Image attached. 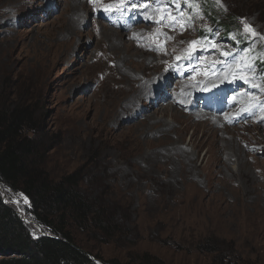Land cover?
<instances>
[{
    "label": "rangeland",
    "instance_id": "rangeland-1",
    "mask_svg": "<svg viewBox=\"0 0 264 264\" xmlns=\"http://www.w3.org/2000/svg\"><path fill=\"white\" fill-rule=\"evenodd\" d=\"M189 1L0 0V112L33 111L29 163L112 215L74 231L96 264H264V73L200 36L233 18L264 57V1Z\"/></svg>",
    "mask_w": 264,
    "mask_h": 264
},
{
    "label": "trees",
    "instance_id": "trees-1",
    "mask_svg": "<svg viewBox=\"0 0 264 264\" xmlns=\"http://www.w3.org/2000/svg\"><path fill=\"white\" fill-rule=\"evenodd\" d=\"M183 3L195 7L194 1ZM215 8L210 5L207 10L217 17ZM216 27L217 31L201 32V38L214 41L219 31V38L239 51L247 66L264 73L263 53L238 38L233 18L219 20ZM33 116L27 108L0 112V264H96L95 259L101 258L81 248L74 231L111 239L113 217L106 207L81 192L80 171L57 181L29 163L31 146L23 136L39 132ZM4 192L10 202L11 194H22L29 202L25 213L16 210ZM20 214L30 222L23 221ZM35 225L43 233H34ZM147 257L143 264H155Z\"/></svg>",
    "mask_w": 264,
    "mask_h": 264
},
{
    "label": "snow or ice",
    "instance_id": "snow-or-ice-1",
    "mask_svg": "<svg viewBox=\"0 0 264 264\" xmlns=\"http://www.w3.org/2000/svg\"><path fill=\"white\" fill-rule=\"evenodd\" d=\"M90 2H96V0H90ZM118 2H120V3H124V0H118ZM129 2H131V0H129ZM133 7L135 8L136 7V5H133ZM144 7H147V5H144ZM248 26H246V28H247ZM253 35H255V33H253ZM190 44H196L197 42L196 41H191V42H189Z\"/></svg>",
    "mask_w": 264,
    "mask_h": 264
},
{
    "label": "bare ground",
    "instance_id": "bare-ground-1",
    "mask_svg": "<svg viewBox=\"0 0 264 264\" xmlns=\"http://www.w3.org/2000/svg\"><path fill=\"white\" fill-rule=\"evenodd\" d=\"M261 1H262V0H261ZM263 1H264V0H263ZM260 4H261V2H260ZM244 14H245V12H244ZM246 15H247V13H246ZM246 19L249 20V21H251V17H250V16L247 17ZM246 19H245V20H246ZM252 21H255V19L253 18ZM253 23H254V22H253ZM164 51H165V50H164ZM147 98H148V97H147ZM147 101H148V100H147ZM262 120L264 121V117H263L260 121H262ZM227 167H228V166H227ZM233 170H235V167H233ZM224 183H225V181H224ZM222 185H223V183H222Z\"/></svg>",
    "mask_w": 264,
    "mask_h": 264
},
{
    "label": "water",
    "instance_id": "water-1",
    "mask_svg": "<svg viewBox=\"0 0 264 264\" xmlns=\"http://www.w3.org/2000/svg\"><path fill=\"white\" fill-rule=\"evenodd\" d=\"M20 216L22 217V215H21V214H20ZM22 220H23V221H26V222H30V220H29V219H27V218H23V217H22Z\"/></svg>",
    "mask_w": 264,
    "mask_h": 264
}]
</instances>
